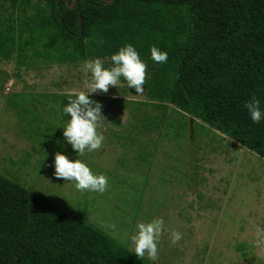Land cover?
Here are the masks:
<instances>
[{
  "label": "trees",
  "instance_id": "trees-1",
  "mask_svg": "<svg viewBox=\"0 0 264 264\" xmlns=\"http://www.w3.org/2000/svg\"><path fill=\"white\" fill-rule=\"evenodd\" d=\"M32 1L44 4L46 13L38 11L17 28L0 16V65L15 59L27 67L33 49L48 63L99 58L109 68L111 55L131 44L147 65L145 102L130 107L136 141H147L149 131L160 127L146 110L163 116L171 106L192 125L228 136L264 160V120L253 123L245 107L255 96L264 110V0H75L72 9L74 0H0V6L27 9ZM42 40L44 51L36 50ZM151 46L167 52L166 63L151 59ZM113 89L119 96L129 90ZM61 98L67 104L75 97ZM107 104L104 119L122 108L120 99ZM146 141H139L142 147ZM61 149L65 154L69 148ZM150 156L140 152L137 158L147 164ZM88 215L0 174V264H152Z\"/></svg>",
  "mask_w": 264,
  "mask_h": 264
},
{
  "label": "rangeland",
  "instance_id": "rangeland-1",
  "mask_svg": "<svg viewBox=\"0 0 264 264\" xmlns=\"http://www.w3.org/2000/svg\"><path fill=\"white\" fill-rule=\"evenodd\" d=\"M25 9L4 3L0 16L5 25L17 28L38 11L46 13L45 5L35 1ZM45 41L36 50L44 51ZM28 56L27 67L15 59L0 65V174L59 205L86 210L88 221L133 252L130 237L137 223L163 219L157 258L145 255L152 264H264L263 159L207 126L192 125L171 106L163 116L147 109L159 118L160 127L149 131L147 141H136L139 128H134L130 107L136 108L133 104L145 102V97L133 94L134 89L119 96L110 87L90 99L102 97L103 110L110 99H120L122 108L101 121L102 147L77 156L95 174L107 177V188L103 193L76 191L48 167L59 145L68 147L65 154L75 158L63 137L67 117L61 116V95L75 97L87 91L84 81L90 73H85L83 63L45 62L33 55V49ZM125 87L122 81L117 86ZM130 132L134 134L125 137ZM139 141H146V148ZM140 147L144 151H138ZM140 152L151 154L147 164L137 158ZM173 231L182 234L175 244Z\"/></svg>",
  "mask_w": 264,
  "mask_h": 264
},
{
  "label": "clouds",
  "instance_id": "clouds-1",
  "mask_svg": "<svg viewBox=\"0 0 264 264\" xmlns=\"http://www.w3.org/2000/svg\"><path fill=\"white\" fill-rule=\"evenodd\" d=\"M150 54L155 63L163 64L168 60L167 52L156 46L150 47ZM110 59L112 66L109 68H105L99 58L83 62L85 73H90V79L84 81V88L87 91L77 93L75 98L69 99L61 110V116L67 117L63 127V137L71 146L75 158L71 154L56 152L52 166L55 177L71 183L79 192L103 193L108 184L106 176L95 174L87 163L77 158V156L83 157L86 152L100 149L105 140L104 135L99 131L101 121L104 120L103 105L90 99V96L98 91L107 93L110 87L117 88L121 78L127 83L128 89H134L136 95H142L145 92L147 65L140 59L139 53L131 44L121 47L111 55ZM245 107L253 123L259 124L261 120H264V110L261 109L260 101L255 96ZM163 230V219L137 223L136 234L130 237L137 259L142 260L145 255L149 260L157 258L159 239ZM170 238L175 244L182 239V234L173 231Z\"/></svg>",
  "mask_w": 264,
  "mask_h": 264
},
{
  "label": "water",
  "instance_id": "water-1",
  "mask_svg": "<svg viewBox=\"0 0 264 264\" xmlns=\"http://www.w3.org/2000/svg\"><path fill=\"white\" fill-rule=\"evenodd\" d=\"M74 5H75V0H74L73 5L70 6V9H72L74 7Z\"/></svg>",
  "mask_w": 264,
  "mask_h": 264
}]
</instances>
